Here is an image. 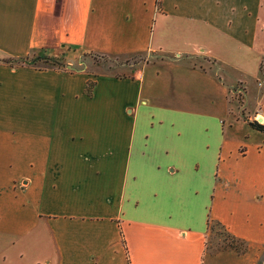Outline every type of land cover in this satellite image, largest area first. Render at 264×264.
I'll use <instances>...</instances> for the list:
<instances>
[{
    "label": "crops",
    "instance_id": "1",
    "mask_svg": "<svg viewBox=\"0 0 264 264\" xmlns=\"http://www.w3.org/2000/svg\"><path fill=\"white\" fill-rule=\"evenodd\" d=\"M64 48L165 61L132 76L3 61ZM262 57L264 0H0V264H258ZM193 76L225 99L245 87L217 140ZM212 222L247 248H207Z\"/></svg>",
    "mask_w": 264,
    "mask_h": 264
},
{
    "label": "rangeland",
    "instance_id": "2",
    "mask_svg": "<svg viewBox=\"0 0 264 264\" xmlns=\"http://www.w3.org/2000/svg\"><path fill=\"white\" fill-rule=\"evenodd\" d=\"M58 53L59 54L56 56H50L42 55L40 53L38 54L37 51H33L32 53L27 54L29 55L27 62L40 67L56 66L62 68L69 67L73 70L85 69L92 75L117 73L120 76H132L137 70L142 69L148 63L156 64V68H159L160 63H164L165 61L164 55L159 53L154 55L137 53L118 56L101 55L98 53L92 54L90 52H81L72 48L61 49ZM181 59L185 60L184 57ZM186 60L189 61L190 65L194 63V60L192 61L189 58ZM183 63H185V61ZM162 74H164L163 69L160 71V75ZM151 76L152 75L150 73L149 78V70H147L144 76V86L147 87L153 85L161 86V88L166 86V82H164L162 79L151 78ZM193 78L197 81V90H199L197 93L198 98L196 102L199 103V106L205 110V112H203V116L201 117H203L205 124L209 125L208 131H204L203 133L208 132L209 135H213L217 140L220 138L219 124L216 121L217 117L220 116L222 118L221 120L225 122L224 127H226L229 119H234L235 116L240 114L239 109H241L243 107L242 105H244L245 87L242 83H236L235 86L231 88V93L228 95V99H225L223 90L214 88V83L210 78L204 79V77L197 78L194 76ZM200 78L204 80H199ZM263 80L264 57H262L260 61L258 76L255 80L259 90L257 89V86L249 87L250 92L248 106L250 108L258 106L262 102L264 103V98L261 97L264 96V94L259 95L261 85H264V83L261 84ZM170 88L167 96L168 98L174 97L172 94L173 88ZM177 90L184 94L182 97H187V95H189L188 93L190 92H186L183 87ZM192 97H196V91L192 94ZM229 112L231 113L229 114ZM177 115L179 118H181V114ZM199 132H201V130ZM241 150L243 151V149ZM261 190L264 193V180L261 183ZM205 244L206 247L212 251H217L222 248H235L238 251H244L248 246V242L246 240L236 237L226 227L218 222H212L210 225L209 232H207L206 235ZM263 257L264 245L258 264H261V259Z\"/></svg>",
    "mask_w": 264,
    "mask_h": 264
},
{
    "label": "trees",
    "instance_id": "3",
    "mask_svg": "<svg viewBox=\"0 0 264 264\" xmlns=\"http://www.w3.org/2000/svg\"><path fill=\"white\" fill-rule=\"evenodd\" d=\"M92 54H94V52H90ZM96 54V53H95ZM98 54H101V55H112V54H104V53H98ZM29 58V55H25V56H22V57H18V58H8V59H3V61H6V62H9V63H12V62H15V63H29L27 62ZM93 86V81H88L87 83V87H86V93L88 95L91 94V88ZM249 125L254 128V129H257V130H260V131H263L264 132V125H260L258 124L255 120H250L248 121ZM235 249V248H234ZM237 250V249H236ZM238 251V250H237Z\"/></svg>",
    "mask_w": 264,
    "mask_h": 264
},
{
    "label": "built area",
    "instance_id": "4",
    "mask_svg": "<svg viewBox=\"0 0 264 264\" xmlns=\"http://www.w3.org/2000/svg\"><path fill=\"white\" fill-rule=\"evenodd\" d=\"M262 83H264V80L261 82V84H262ZM254 120H255L258 124H260V125H264V116L256 114V115L254 116Z\"/></svg>",
    "mask_w": 264,
    "mask_h": 264
}]
</instances>
